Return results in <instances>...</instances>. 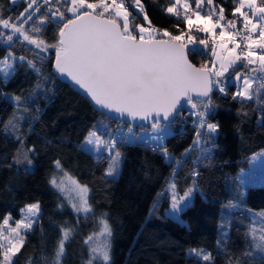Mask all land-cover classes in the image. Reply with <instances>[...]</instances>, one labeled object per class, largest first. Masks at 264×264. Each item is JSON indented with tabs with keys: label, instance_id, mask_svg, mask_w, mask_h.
Segmentation results:
<instances>
[{
	"label": "snow or ice",
	"instance_id": "snow-or-ice-1",
	"mask_svg": "<svg viewBox=\"0 0 264 264\" xmlns=\"http://www.w3.org/2000/svg\"><path fill=\"white\" fill-rule=\"evenodd\" d=\"M20 2L26 3V7L15 18L4 17L0 9V43L8 45L6 55L0 57V79L7 82L19 68L31 69L37 77L34 92L46 95V85L53 81L45 74L48 57L42 54L54 50L51 66L55 74L89 99L101 110L102 116L143 122L140 134H135L133 126L128 124L126 133L120 131L113 135L110 125L101 121L88 130L78 149L97 162L107 159L106 177H115L120 170V144L135 141L161 152L169 166L175 163L168 183L170 212L175 219L179 220V214L191 206L199 176L194 169L193 182L181 195L176 183L179 170L193 151L197 153L192 161L194 165L212 158L219 129L218 123L209 120L213 93L227 96L229 86L235 84L232 99L242 107L245 102L254 101V110L259 113L257 125L264 127V0H233V19H226L225 9H217L214 0H193L194 8L189 0H169L162 10L178 21L183 20L187 32L177 24L179 34L152 25L142 0H131V7L142 15L146 24L135 22L137 17L129 10L126 0H10L13 7ZM205 4L209 6L206 13L202 11ZM49 24L55 25L52 39L45 36ZM196 33L205 36L198 39ZM197 40L205 49L211 42L212 60L200 67L188 59V45ZM17 46L26 53L31 52L32 58L16 55L12 49ZM31 98V94L23 98L25 103L21 105L22 97H14L18 108L22 107L25 112L28 111L27 100ZM110 113L116 116H108ZM185 113L192 119L195 139L177 159L169 153L166 140L175 135L173 125L178 118L185 117ZM21 119L14 113L4 129L14 133L13 138L20 143L13 163L26 162L28 167L24 171L28 172L33 164L30 153L34 155L36 150L34 147L23 150L24 137L19 133ZM258 155L264 156V152ZM53 164L56 171L49 180L50 185L65 194L73 212L83 213L88 218L94 211L88 198L89 187L71 176L61 160L56 159ZM59 174H62L60 179ZM21 213L18 220L13 221L9 214L0 221V264H19L18 257L27 235L41 215L40 204H27ZM258 215L262 225L260 235L257 237L256 228H252L250 234L256 251L264 254V212ZM99 223L102 225L99 232L83 240L88 252L84 264L111 262L112 230L104 217ZM60 233L51 264H63L74 229L61 227ZM100 237H104L102 243ZM189 255L196 258L198 264H214L212 253L203 249L192 248ZM40 260L46 264L48 257L42 255ZM26 264L37 262L29 257ZM229 264H240V261L230 259ZM260 264H264V259Z\"/></svg>",
	"mask_w": 264,
	"mask_h": 264
},
{
	"label": "trees",
	"instance_id": "trees-1",
	"mask_svg": "<svg viewBox=\"0 0 264 264\" xmlns=\"http://www.w3.org/2000/svg\"><path fill=\"white\" fill-rule=\"evenodd\" d=\"M126 1L131 5V0ZM142 3L155 27L179 34L176 27L179 24V29L187 32L182 19L178 21L162 10L169 0H142ZM189 3L195 7L193 0ZM214 4L217 9H225L226 19H233V0H214ZM25 7L24 2L13 7L10 0H0L4 17L15 18ZM208 10L205 4L202 11ZM130 11L137 17L135 22L142 20V15L132 7ZM54 27V24L48 25L45 33L48 39L53 38ZM196 35L198 39L205 36L203 33ZM198 45V40L188 45V56L200 67L212 60L211 42L207 49ZM7 48V44L0 43V57L6 55ZM12 50L16 55L32 58L31 52L26 53L19 46ZM42 55L48 57L45 74L53 81L46 85V95L34 92L37 77L31 69L19 68L14 78L7 82L0 79V221L9 214L20 219L21 209L27 204L38 202L41 209L37 224L28 233L18 257L19 264H26L29 257L42 264V255L48 257L46 264H51L61 227L74 229L63 264H84L88 252L83 240L97 231L101 217L107 219L112 230L110 264H198L197 259L189 255L192 248L211 252L214 264H229L230 259L239 260L240 264H260L264 254L255 249L250 234L254 218L249 211L264 210V184L244 187L239 181L241 172L250 168L252 157L264 151V127L257 125L259 113L254 110V101L245 102L242 107L240 102L233 100L235 84L229 86L227 96L213 93L209 120L218 123L219 129L212 158L194 165L192 161L197 153L193 151L179 170L176 183L181 195L192 184L194 169L199 176L191 206L181 213L182 221H177L167 215L171 207L168 183L175 163L169 166L161 152H154L142 143L120 144L123 159L119 175L106 177L107 159L97 162L83 154L77 145L88 130L101 121L110 125L113 135L120 127L126 129L128 123L106 119L85 96L59 80L51 66L54 50ZM6 93L22 97L21 105L25 103L23 98L31 94L32 98L27 100L28 111L18 108ZM245 112L247 116L243 115ZM14 113L22 117L19 133L24 137V148L36 150L31 154L33 169L28 172L24 171L26 167L13 163L20 143L9 137L4 129ZM133 127L135 134L142 129ZM173 127L175 135L166 140V146L171 155L180 159L195 139V128L187 113L178 118ZM56 159L61 160L71 176L89 187V202L94 211L88 218H78L50 185ZM243 189L245 201L242 203Z\"/></svg>",
	"mask_w": 264,
	"mask_h": 264
},
{
	"label": "rangeland",
	"instance_id": "rangeland-1",
	"mask_svg": "<svg viewBox=\"0 0 264 264\" xmlns=\"http://www.w3.org/2000/svg\"><path fill=\"white\" fill-rule=\"evenodd\" d=\"M134 9V8H133ZM135 10V9H134ZM136 11V10H135ZM136 23H145L146 24V22H144L143 21V19L141 20V21H137ZM219 31V29H217V32ZM199 46V45H198ZM256 85L254 84V87H255ZM5 96L7 97V98H9L13 103H15L16 104V101H15V99H14V97L15 96H17V95H13V94H8V93H6L5 94ZM17 105V104H16ZM18 107V106H17ZM15 115L17 116V113H15ZM21 123L19 124V130L21 131ZM120 131H123L124 133H126V131H127V128L126 129H124L123 127H120V128H118V130H117V133L118 132H120ZM143 131V129H141L140 131H138V133H136V134H140L141 132ZM173 131H174V127H173ZM133 132L135 133V128L133 127ZM6 134L9 136V137H14V133L13 134H10L9 132H6ZM133 142H135V141H133ZM27 148L25 147L23 150H26ZM261 152H264V151H261ZM261 152H259V153H261ZM259 153H257V154H255L253 157H252V161H251V166H250V168L248 169V170H246V171H243V172H241V176L239 175V178H240V180L239 181H241L242 182V184L244 185V187L245 186H247L248 187V184H249V186H251V185H257V184H264V156H259L258 154ZM32 155H31V153H30V157H31ZM32 158V157H31ZM123 159V156L121 157V160ZM33 160V159H32ZM19 166H23V167H28L27 166V163L26 164H19ZM33 166H34V162H33V164H32V166H31V168L30 169H33ZM120 171V170H119ZM118 175H119V172H118V174L115 176V177H118ZM114 177V178H115ZM60 178H62V174H59L58 175V179H60ZM67 183V182H66ZM71 186L69 185V188H70ZM246 187V188H247ZM57 190V189H56ZM58 191V190H57ZM168 191H169V195L171 196V191L168 189ZM59 192V191H58ZM60 193V192H59ZM233 193H234V191H233ZM60 195H61V197H62V199H63V201H64V204H65V206H67V207H69V208H71V206H70V204H69V202H68V200H66L65 199V194H62V193H60ZM74 195V194H73ZM242 195H243V197H242V203L245 201V189H243L242 190ZM88 198H89V196H88ZM192 199V198H191ZM238 205H239V203H238ZM71 210H72V208H71ZM73 211V210H72ZM250 212V216L252 217V218H254V221H256V223H253V226H252V228H256L258 231H257V233H256V235H257V237L260 235V232H259V229L262 227V225H261V223H260V220H261V217L258 215L259 213H262V212H264V210H262V211H249ZM74 214L78 217V218H85V216H84V214L83 213H80L79 215L77 214V213H75L74 212ZM90 215H92V213L91 214H88V217L90 216ZM167 215L168 216H170L171 218H173L174 220H177V219H175L174 217H173V214L170 212V209L167 211ZM21 216H22V213H21ZM13 218V217H12ZM21 218V217H20ZM39 219V218H38ZM38 219H37V221H38ZM15 220H18V219H14L13 218V221H15ZM100 220V219H99ZM37 221H36V223H34V225H33V227L37 224ZM177 221H182V219H181V213L179 214V220H177ZM13 226H14V223H13ZM102 227V225H100V223H99V221H98V225H97V231L96 232H99V229ZM251 228V229H252ZM103 240H104V237H100L99 238V242L100 243H102L103 242ZM110 244H111V237H110Z\"/></svg>",
	"mask_w": 264,
	"mask_h": 264
},
{
	"label": "water",
	"instance_id": "water-1",
	"mask_svg": "<svg viewBox=\"0 0 264 264\" xmlns=\"http://www.w3.org/2000/svg\"><path fill=\"white\" fill-rule=\"evenodd\" d=\"M188 59H189V56H188ZM189 61H190V59H189ZM191 62V61H190ZM192 63V62H191ZM193 65L194 66H196L194 63H193ZM196 67H198V66H196ZM53 73L55 74V72H54V69H53ZM55 76L59 79V80H61V81H63V82H66L67 84H69L64 78H61V77H59L57 74H55ZM70 85V84H69ZM73 88V87H72ZM74 89V88H73ZM77 91V90H76ZM78 92V91H77ZM80 93V92H79ZM81 94V93H80ZM84 96V95H83ZM89 100V99H88ZM92 104V103H91ZM93 105V104H92ZM94 106V105H93ZM95 107V106H94ZM95 109L100 113V111L101 110H98L96 107H95ZM108 116H110V117H115L116 116V114H114V113H110V114H108ZM113 120H116V121H120V122H124V123H128V124H131V125H133V126H140L141 124H143V122L142 121H130L127 117H123V118H116V119H113Z\"/></svg>",
	"mask_w": 264,
	"mask_h": 264
},
{
	"label": "built area",
	"instance_id": "built-area-1",
	"mask_svg": "<svg viewBox=\"0 0 264 264\" xmlns=\"http://www.w3.org/2000/svg\"><path fill=\"white\" fill-rule=\"evenodd\" d=\"M239 26V25H238ZM194 126V125H193ZM195 128V127H194Z\"/></svg>",
	"mask_w": 264,
	"mask_h": 264
}]
</instances>
